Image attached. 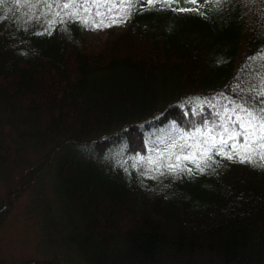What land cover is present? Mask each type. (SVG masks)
I'll return each mask as SVG.
<instances>
[{
  "label": "trees",
  "instance_id": "trees-1",
  "mask_svg": "<svg viewBox=\"0 0 264 264\" xmlns=\"http://www.w3.org/2000/svg\"><path fill=\"white\" fill-rule=\"evenodd\" d=\"M63 3L0 0V264H264V168L165 148L264 89V0Z\"/></svg>",
  "mask_w": 264,
  "mask_h": 264
},
{
  "label": "snow or ice",
  "instance_id": "snow-or-ice-1",
  "mask_svg": "<svg viewBox=\"0 0 264 264\" xmlns=\"http://www.w3.org/2000/svg\"><path fill=\"white\" fill-rule=\"evenodd\" d=\"M90 0H71V3H63L61 6L67 10L70 8L80 7L84 8L85 13H88V9L85 8V4ZM186 3H198V0H185ZM223 2V0H218ZM154 0H147V4L151 7ZM176 3L179 5L180 0H166V7L171 8V5ZM93 7L95 4L93 3ZM123 8V5H121ZM131 0L129 7L125 9L130 13ZM173 11H193V9H185L182 7L171 8ZM79 15V12H72L69 19L75 21V17ZM96 16H100V13H95ZM126 18V16H125ZM84 27H100L111 26L104 23L103 20H93L91 25L86 18H82L79 21ZM123 19H113L112 23H121ZM50 34V33H49ZM239 99L222 97L227 101L222 105V112L216 111L214 115L219 119H213L211 121L205 119L202 127H196L191 132L180 133L176 132L175 135L179 137V140H173L170 144H166L165 148L170 147L175 150L180 147L183 150L184 147H190L187 145L188 139H196L199 137L198 145H207L211 141L212 151H202L200 153H192L191 155L176 156L178 163L175 165L169 163L166 165L167 169L171 173H175L178 170H182L183 166L179 163L180 160H187L192 163L197 171L203 172L205 167H210V163H218L213 159V152L215 155L221 156L223 159H227L232 162H238L240 164H250L253 167L264 168V89L256 92V99H252L250 96L245 99L243 95L238 93ZM213 99H216L215 97ZM215 108L216 105H213ZM219 140V143L216 141ZM180 141L184 143L181 144ZM173 154H175L173 152ZM199 155V160L196 156ZM171 158V157H170ZM149 163H155L149 161ZM151 171V169H149ZM157 171L160 175H164V172ZM187 171L191 173L192 168H188Z\"/></svg>",
  "mask_w": 264,
  "mask_h": 264
},
{
  "label": "rangeland",
  "instance_id": "rangeland-1",
  "mask_svg": "<svg viewBox=\"0 0 264 264\" xmlns=\"http://www.w3.org/2000/svg\"><path fill=\"white\" fill-rule=\"evenodd\" d=\"M126 16V18H125ZM113 19H123V22L121 23H112ZM127 15L125 13H117L115 15H111L108 17V24L113 26L114 28L121 29L126 23H127ZM104 28L102 27H92L89 30H85L81 34L80 38V44L83 47H94L99 43V40L104 36ZM24 199L20 200V203L18 205V208L21 207L24 203Z\"/></svg>",
  "mask_w": 264,
  "mask_h": 264
},
{
  "label": "bare ground",
  "instance_id": "bare-ground-1",
  "mask_svg": "<svg viewBox=\"0 0 264 264\" xmlns=\"http://www.w3.org/2000/svg\"><path fill=\"white\" fill-rule=\"evenodd\" d=\"M125 25H126V24H125ZM125 25H124V26H125ZM124 26H123V27H124Z\"/></svg>",
  "mask_w": 264,
  "mask_h": 264
}]
</instances>
